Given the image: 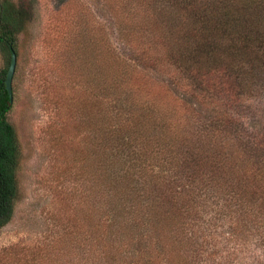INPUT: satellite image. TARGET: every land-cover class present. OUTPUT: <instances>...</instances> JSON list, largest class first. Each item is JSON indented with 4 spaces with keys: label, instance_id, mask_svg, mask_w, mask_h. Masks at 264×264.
<instances>
[{
    "label": "rangeland",
    "instance_id": "1",
    "mask_svg": "<svg viewBox=\"0 0 264 264\" xmlns=\"http://www.w3.org/2000/svg\"><path fill=\"white\" fill-rule=\"evenodd\" d=\"M13 1L31 15L7 116L19 170L0 264H264L263 174L251 153L225 147L223 166L198 139L215 112L163 52L189 23L170 0ZM225 110L264 148V77Z\"/></svg>",
    "mask_w": 264,
    "mask_h": 264
},
{
    "label": "trees",
    "instance_id": "2",
    "mask_svg": "<svg viewBox=\"0 0 264 264\" xmlns=\"http://www.w3.org/2000/svg\"><path fill=\"white\" fill-rule=\"evenodd\" d=\"M202 1L170 0L175 19L189 23L185 29L177 24L172 37L180 39V44L176 49L164 45L163 52L196 81L195 85H200L201 100L211 107L210 112H215L214 125L197 128L198 139L203 138L212 145V160L215 158L224 166L225 147L232 149L231 154L236 158L251 153L255 160L246 161L257 165L256 170L261 169L264 176L261 140H245L237 132L236 120L226 110L220 112L222 106L240 111L244 100L253 94L264 77V0ZM27 7L13 0H0V52L7 64L0 71V228L13 215L18 191L19 149L15 129L7 119L13 107L14 93L12 89L10 97L5 77L10 48L18 54L17 39L31 15ZM145 108L147 114L150 106ZM218 138H224L225 144L220 145L216 141ZM197 200L198 197L192 198L191 205L194 206ZM181 210L180 205L177 212L181 214Z\"/></svg>",
    "mask_w": 264,
    "mask_h": 264
},
{
    "label": "water",
    "instance_id": "3",
    "mask_svg": "<svg viewBox=\"0 0 264 264\" xmlns=\"http://www.w3.org/2000/svg\"><path fill=\"white\" fill-rule=\"evenodd\" d=\"M16 63H17V55L14 49L11 47L10 48V60H9V65H8L6 77H5V87L10 97H12V80H13V76L15 73Z\"/></svg>",
    "mask_w": 264,
    "mask_h": 264
}]
</instances>
